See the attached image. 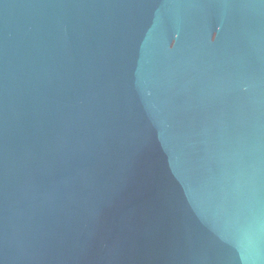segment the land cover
Segmentation results:
<instances>
[{
	"label": "water",
	"instance_id": "95a60500",
	"mask_svg": "<svg viewBox=\"0 0 264 264\" xmlns=\"http://www.w3.org/2000/svg\"><path fill=\"white\" fill-rule=\"evenodd\" d=\"M0 264H264V0H0Z\"/></svg>",
	"mask_w": 264,
	"mask_h": 264
}]
</instances>
